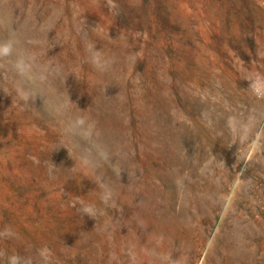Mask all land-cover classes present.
<instances>
[{
	"label": "rangeland",
	"instance_id": "1",
	"mask_svg": "<svg viewBox=\"0 0 264 264\" xmlns=\"http://www.w3.org/2000/svg\"><path fill=\"white\" fill-rule=\"evenodd\" d=\"M0 264H264V0H0Z\"/></svg>",
	"mask_w": 264,
	"mask_h": 264
},
{
	"label": "clouds",
	"instance_id": "2",
	"mask_svg": "<svg viewBox=\"0 0 264 264\" xmlns=\"http://www.w3.org/2000/svg\"><path fill=\"white\" fill-rule=\"evenodd\" d=\"M3 51L7 52V51H8V48H7V47H5V48L3 49Z\"/></svg>",
	"mask_w": 264,
	"mask_h": 264
}]
</instances>
